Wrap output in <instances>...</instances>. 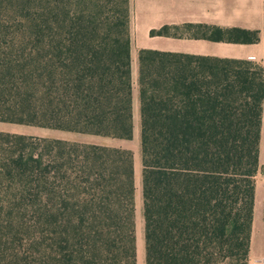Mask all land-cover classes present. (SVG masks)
<instances>
[{
    "label": "trees",
    "instance_id": "obj_1",
    "mask_svg": "<svg viewBox=\"0 0 264 264\" xmlns=\"http://www.w3.org/2000/svg\"><path fill=\"white\" fill-rule=\"evenodd\" d=\"M129 24L130 0H0V123L129 141ZM263 88L261 64L136 52L143 264H246ZM133 176L125 149L0 132V264H135Z\"/></svg>",
    "mask_w": 264,
    "mask_h": 264
},
{
    "label": "crops",
    "instance_id": "obj_2",
    "mask_svg": "<svg viewBox=\"0 0 264 264\" xmlns=\"http://www.w3.org/2000/svg\"><path fill=\"white\" fill-rule=\"evenodd\" d=\"M130 25L138 50L245 60L261 64L264 70V0H130ZM186 25L239 28L259 34L253 44L211 42L195 37ZM161 27L167 28V35L149 36L151 30ZM263 123L264 88L261 127ZM263 194L264 187L255 184L248 261L258 264H264ZM135 253V264H143L137 245Z\"/></svg>",
    "mask_w": 264,
    "mask_h": 264
},
{
    "label": "rangeland",
    "instance_id": "obj_3",
    "mask_svg": "<svg viewBox=\"0 0 264 264\" xmlns=\"http://www.w3.org/2000/svg\"><path fill=\"white\" fill-rule=\"evenodd\" d=\"M133 26V25H132ZM130 35V76H131V117H132V137L129 141L113 140L104 137L81 135L76 133H68L57 130L30 127L22 125H12L0 123V132L19 134L35 138L59 139L71 143L92 144L97 146L121 148L131 152L133 161V178H134V236L135 247H140L143 256L142 242V220H141V202H140V162L138 149V116H137V95H136V47L134 27L129 24ZM255 184L264 187V123L261 127L259 155H258V172L255 176ZM136 255V253H135ZM136 259V257H135ZM250 261H246L249 264ZM220 264H235L233 260L223 261Z\"/></svg>",
    "mask_w": 264,
    "mask_h": 264
},
{
    "label": "built area",
    "instance_id": "obj_4",
    "mask_svg": "<svg viewBox=\"0 0 264 264\" xmlns=\"http://www.w3.org/2000/svg\"><path fill=\"white\" fill-rule=\"evenodd\" d=\"M249 264H258L256 261H250Z\"/></svg>",
    "mask_w": 264,
    "mask_h": 264
}]
</instances>
